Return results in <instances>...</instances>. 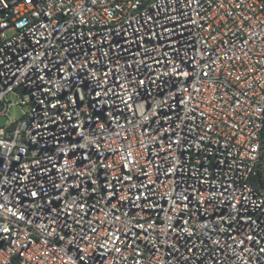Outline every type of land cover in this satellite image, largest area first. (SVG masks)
I'll return each instance as SVG.
<instances>
[{
    "label": "built area",
    "instance_id": "built-area-1",
    "mask_svg": "<svg viewBox=\"0 0 264 264\" xmlns=\"http://www.w3.org/2000/svg\"><path fill=\"white\" fill-rule=\"evenodd\" d=\"M0 264H264V0H0Z\"/></svg>",
    "mask_w": 264,
    "mask_h": 264
},
{
    "label": "rangeland",
    "instance_id": "rangeland-1",
    "mask_svg": "<svg viewBox=\"0 0 264 264\" xmlns=\"http://www.w3.org/2000/svg\"><path fill=\"white\" fill-rule=\"evenodd\" d=\"M17 99L13 94L7 95V100L10 102V105L7 110V115H0V125H4L7 121H13L19 117L21 111L17 104Z\"/></svg>",
    "mask_w": 264,
    "mask_h": 264
},
{
    "label": "trees",
    "instance_id": "trees-1",
    "mask_svg": "<svg viewBox=\"0 0 264 264\" xmlns=\"http://www.w3.org/2000/svg\"><path fill=\"white\" fill-rule=\"evenodd\" d=\"M261 138H262V141L264 142V124H263V128H262V131H261Z\"/></svg>",
    "mask_w": 264,
    "mask_h": 264
},
{
    "label": "snow or ice",
    "instance_id": "snow-or-ice-1",
    "mask_svg": "<svg viewBox=\"0 0 264 264\" xmlns=\"http://www.w3.org/2000/svg\"><path fill=\"white\" fill-rule=\"evenodd\" d=\"M29 2H31V0H29Z\"/></svg>",
    "mask_w": 264,
    "mask_h": 264
}]
</instances>
